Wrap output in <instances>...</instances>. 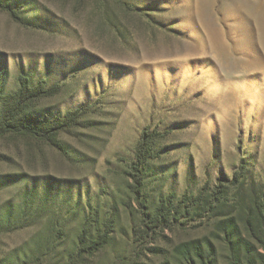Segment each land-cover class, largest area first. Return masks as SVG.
Returning a JSON list of instances; mask_svg holds the SVG:
<instances>
[{
	"label": "rangeland",
	"instance_id": "rangeland-1",
	"mask_svg": "<svg viewBox=\"0 0 264 264\" xmlns=\"http://www.w3.org/2000/svg\"><path fill=\"white\" fill-rule=\"evenodd\" d=\"M0 73L7 93L20 74L59 86L35 119L78 112L54 139L0 137L6 264H260L235 255L207 207L143 239L138 203L186 205L220 185L231 203L247 177L264 181V0H0ZM143 132L137 198L127 172ZM107 224L105 246L80 253L81 231ZM195 239L204 261L176 252Z\"/></svg>",
	"mask_w": 264,
	"mask_h": 264
},
{
	"label": "trees",
	"instance_id": "trees-1",
	"mask_svg": "<svg viewBox=\"0 0 264 264\" xmlns=\"http://www.w3.org/2000/svg\"><path fill=\"white\" fill-rule=\"evenodd\" d=\"M10 9H12L11 6L8 10L15 15L14 10ZM18 82L19 85L13 92H4L2 74L0 73V137L6 134H23L42 140L54 139L60 131L70 127L72 121L78 117V112L72 110L67 112L63 118L42 121L35 119L30 112L33 102L54 94L59 90V86L45 87L43 82L31 84L28 77L21 74L18 77ZM149 140L150 136L143 132L135 146L134 158L127 172L129 190L137 198L141 197V191L145 186L144 170L148 167L146 159L149 157ZM249 173L251 172L249 171ZM243 183H246L245 187L239 186L235 190L234 196L237 194L238 198L231 203L228 201V197L223 196L224 188L221 185L209 191L205 186V189L201 190L195 196L196 198L186 205L188 196L185 195L180 201L174 203L171 194L166 195L158 202L152 212L149 211L146 202H139L138 232L140 237L148 239L157 228L165 226L167 222L176 220L183 215L194 214L198 209L202 210L207 207L212 216L221 217L215 224L218 226L217 232L222 231L229 238L231 250L235 252V255L249 254L253 262L259 261L260 264H264L261 259L252 255L253 245L248 237L249 235L252 239L264 244V200L262 198L264 181L247 177ZM205 193L209 199H206ZM261 199L262 204H258ZM190 205L195 207L190 208ZM239 223L244 225L248 235L243 234ZM110 231V224H107L103 231L95 237L89 238L87 231L82 230L78 236L79 252L89 253L103 248L108 242ZM200 242L198 239L187 241L181 244L176 252L186 259L196 255L201 261H204V250ZM6 262L5 259H0V264H6Z\"/></svg>",
	"mask_w": 264,
	"mask_h": 264
}]
</instances>
